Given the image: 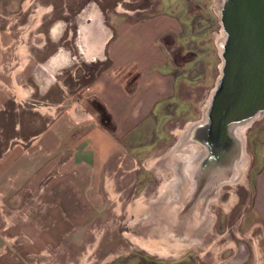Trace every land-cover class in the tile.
Returning a JSON list of instances; mask_svg holds the SVG:
<instances>
[{
    "label": "rangeland",
    "instance_id": "1",
    "mask_svg": "<svg viewBox=\"0 0 264 264\" xmlns=\"http://www.w3.org/2000/svg\"><path fill=\"white\" fill-rule=\"evenodd\" d=\"M120 3L129 10H143L147 25L143 31L129 29L126 35L127 90L134 88L140 71L164 66L155 62L150 67L151 52L173 63L176 98L164 110L170 115L158 129L161 141L152 149L153 143L148 142L138 150L128 144L117 147L95 174L87 168L76 175L55 167L32 182L29 175L46 157L42 150L48 151V142L49 148L54 146V122L68 117L72 103L87 84L89 78L85 77L106 68L107 62H84L87 48L81 44L94 34L90 27L94 21L86 12L81 15V10L90 5L118 7ZM41 10L40 24L29 32ZM221 29L213 0H0V168H9L5 173L0 171V264H112L129 255L157 261L186 257L198 264H250V240L244 234L249 230L246 219L254 176L264 162V112L242 130V154L245 151L248 156L244 179L223 182L217 200L205 207V214L213 216L209 231L196 232L193 241L176 235L184 214L181 204L172 207L176 225L165 218L167 201L159 206L157 200L161 186L170 182L173 173L164 168L165 156L179 142L180 131L187 124L203 119L204 105L215 88L222 60L216 41ZM135 42L139 43L137 49ZM26 44L30 45L29 61L23 65L25 59L19 50ZM51 55L62 61L48 71L42 62ZM65 97L69 101L62 106ZM91 105L98 111V120L113 130L111 121L100 115L103 106L96 101ZM87 106L90 108L89 103ZM76 109L81 111L79 106ZM201 144L203 140L191 133L182 148L194 146L200 155ZM61 151L62 158H67L73 149L64 146ZM10 153H14L11 167L3 166ZM202 156L181 167L184 180L176 192L182 204L195 210L213 180L236 177L232 164L205 171ZM74 181L81 182L83 207H67L68 220L63 221L59 216L63 207L53 209L49 203L54 194L51 186L62 189ZM153 200L157 202L151 213L139 216L129 212L134 202L148 204ZM84 203L91 206L85 208ZM159 212L161 219L155 216ZM75 215L80 216L78 220ZM48 216H58L59 223L53 224V219L49 223ZM242 251H247L246 256L239 261Z\"/></svg>",
    "mask_w": 264,
    "mask_h": 264
},
{
    "label": "crops",
    "instance_id": "2",
    "mask_svg": "<svg viewBox=\"0 0 264 264\" xmlns=\"http://www.w3.org/2000/svg\"><path fill=\"white\" fill-rule=\"evenodd\" d=\"M83 12L93 17L94 21L90 26L92 27V33H94L92 38L81 44V47L83 45L87 48V51L84 52V62L90 64L96 61L107 62L106 68L99 74L95 73L85 77L89 79L81 89L82 95L72 103L68 117H63L59 121L64 126L62 135L59 133L62 125L54 122L56 126V132H54L56 137H53L52 140L54 146L50 149L48 142V151L42 150L46 157L42 158L37 169L29 175L32 182H35V179L39 176L55 170V167L58 170L65 168V170H68L67 173L69 171L71 173L76 172V175L81 173L83 168H87L91 174H95L96 170H101L104 161L109 159L117 147L122 148L124 144H128L129 148L132 147L136 150L147 144V142L153 143L151 149L156 147L162 138V132L158 129L163 127V120L170 115V111L164 110L176 98V75L173 72V63L169 59L168 61L167 59L162 60L154 52L150 53V67H153L155 62H162L164 66L155 70L154 68L149 69L146 73L140 71L135 78L134 88L127 90L125 69L128 64L127 51L129 44L126 35L129 29L138 32L147 28L142 14L143 10H129L122 7V3H120L118 7L111 6L105 9L94 8L90 5L89 8L81 10L80 14L82 15ZM149 24L153 29V19H150ZM135 44L134 47L137 49L139 43L135 42ZM61 61L62 59L55 57V55L48 56L42 62V64L45 63L43 68L49 71L50 67ZM63 61L65 62V60ZM68 101L69 97H65L60 103L65 106ZM92 101H96L103 106L109 117V120L104 121H111L113 130H109L108 125L98 120V111L91 108ZM88 103L90 108L87 106ZM77 106L81 107V111L76 109ZM41 143L43 144L42 140ZM43 146L46 145L43 144ZM64 146L73 149L72 154L67 158L61 156V150ZM151 149L146 150V152ZM13 154H9L2 163L3 166L9 164L11 167L14 160ZM7 169L9 168L1 167L0 171L5 173ZM164 185L161 186L160 194ZM51 190L54 194L52 201L49 200V203L53 205V209L56 208V205L63 207L59 211V216H63V221L68 220L66 212H64L67 207L82 209L81 182L74 181L70 187L64 186L62 189L60 186L53 185ZM155 200L150 201L148 204H143L141 201L134 202L129 212L132 211L139 216L144 215V213H151V206L157 202ZM84 204H86L85 208L91 206L88 203ZM247 214L248 218L246 220L248 221L249 230L244 235L250 240L249 263L264 264V162L257 169L254 176L253 193ZM78 217L80 216L76 217L75 215L76 219ZM50 219H53V222ZM47 221L53 224L59 223V217L48 216ZM60 234H62V231ZM65 237L62 234L63 240ZM75 237L67 240L75 239ZM246 252L242 251L240 253L239 261L245 258ZM112 264L198 263L186 257L169 261H157L139 255H129L124 260Z\"/></svg>",
    "mask_w": 264,
    "mask_h": 264
},
{
    "label": "water",
    "instance_id": "3",
    "mask_svg": "<svg viewBox=\"0 0 264 264\" xmlns=\"http://www.w3.org/2000/svg\"><path fill=\"white\" fill-rule=\"evenodd\" d=\"M219 22L225 34L220 74L193 129L208 169L240 160L238 125L264 112V0H221Z\"/></svg>",
    "mask_w": 264,
    "mask_h": 264
},
{
    "label": "bare ground",
    "instance_id": "4",
    "mask_svg": "<svg viewBox=\"0 0 264 264\" xmlns=\"http://www.w3.org/2000/svg\"><path fill=\"white\" fill-rule=\"evenodd\" d=\"M220 5H221V0H213V6H214V10L215 12L219 15V10H220ZM87 38H92V35L90 34L89 36H87ZM224 38H225V34L223 32V30L221 29L219 35L217 36V47L219 50V54H221L222 51V45L224 42ZM89 40V39H88ZM221 56V55H220ZM221 64H222V60L219 64V68H221ZM211 94V93H210ZM210 99V98H209ZM209 99H207L206 104L204 105V112H203V117L205 115V109L209 103ZM257 117V116H256ZM255 117V118H256ZM252 121V120H251ZM249 121V122H251ZM249 122H244L241 126V132L239 131V137L241 139V141L243 142L242 138H243V128L245 125H247V123ZM194 125L195 123H189L186 126V129L183 131H180V140L179 142L173 147V149L165 156V158H167V161L164 164V168H170L172 169L173 173H172V178L170 179V182H166V184L163 186L162 188V192L160 194V197L157 199L158 200V204L159 206H161V204L165 203L166 201V219L170 220L172 223H175L176 225H178V222L175 220V216L172 212V207L175 206L176 204H181V207L183 208V217H180V222H182V225L180 224V226H177V229L179 228V231L176 233V235L182 237V238H186L189 239L191 241L197 239V238H193L194 234L197 232H202V229L205 231H207L212 223V216H207L205 214V207L207 206V204L210 201H216L218 196H219V188L221 186V184L223 182H235V181H242L244 179L245 176V170L247 168V163H248V156L246 154V152L244 151L240 160L233 162V168L234 172H232L234 174V176H236L234 179H231L230 177L223 180L222 182H220V180H213L212 183H210V187L208 186L207 188H205V193H203V195L200 198L199 201V205L197 206L196 210L194 208H188L187 206H185L184 201L177 198V193L179 192V189L177 188L182 182H183V178L182 176L183 173L181 172V167L184 164H190L193 161H196L199 159V150L196 147H188L186 149L182 148V144L185 140L186 136H190L191 133L193 134V129H194ZM204 124H202L203 126ZM196 148V149H195ZM197 150V151H196ZM194 151H196V153H194ZM162 159V158H161ZM190 162V163H189ZM204 170L208 171L209 169L207 168V166H204ZM180 182V183H179ZM157 215L158 219H161V212L155 214V216ZM177 222V223H176ZM174 224V225H175ZM202 225V228L200 226V228L195 229L196 225ZM205 224V225H204Z\"/></svg>",
    "mask_w": 264,
    "mask_h": 264
},
{
    "label": "flooded vegetation",
    "instance_id": "5",
    "mask_svg": "<svg viewBox=\"0 0 264 264\" xmlns=\"http://www.w3.org/2000/svg\"><path fill=\"white\" fill-rule=\"evenodd\" d=\"M43 11L41 10L38 14H37V16H38V20H36V23H34L33 25H31L30 26V29H29V32H34L35 30H36V28L38 27V25L40 24V22H41V18H42V15H43ZM30 47V45H25L23 48H21L20 50H19V53L20 54H22L23 55V58L25 59L24 60V64L23 65H25V63H27L28 61H29V54H28V48ZM43 109H41V111H42ZM44 111V110H43Z\"/></svg>",
    "mask_w": 264,
    "mask_h": 264
},
{
    "label": "trees",
    "instance_id": "6",
    "mask_svg": "<svg viewBox=\"0 0 264 264\" xmlns=\"http://www.w3.org/2000/svg\"><path fill=\"white\" fill-rule=\"evenodd\" d=\"M99 112H100V115L104 117L105 120H109V117L104 109L100 110Z\"/></svg>",
    "mask_w": 264,
    "mask_h": 264
}]
</instances>
